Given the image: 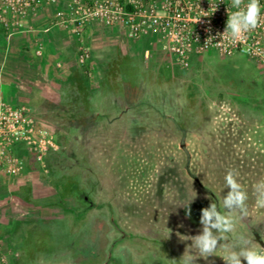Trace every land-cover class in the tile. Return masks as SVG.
Wrapping results in <instances>:
<instances>
[{"label":"rangeland","instance_id":"obj_1","mask_svg":"<svg viewBox=\"0 0 264 264\" xmlns=\"http://www.w3.org/2000/svg\"><path fill=\"white\" fill-rule=\"evenodd\" d=\"M170 74L148 75L146 92L123 110L50 120L58 149L44 165L28 157L36 190L3 213L20 249L0 240V264H174L191 244L182 236L202 228L201 209L216 203L224 211L230 169L249 195V216L230 240L250 238L254 228L264 242V208L253 191L264 179L262 71L244 55L209 51ZM249 76L260 89L244 82ZM221 254L196 264H225Z\"/></svg>","mask_w":264,"mask_h":264},{"label":"crops","instance_id":"obj_2","mask_svg":"<svg viewBox=\"0 0 264 264\" xmlns=\"http://www.w3.org/2000/svg\"><path fill=\"white\" fill-rule=\"evenodd\" d=\"M69 1L44 5L13 33L0 25V101L27 106L40 125L49 129L55 116L94 118L105 116L111 108L123 110L136 100L137 92H146L148 75L168 79L174 67L155 35L132 37L121 26L93 22L82 38L75 36L71 27L56 21L57 11L66 10ZM81 46L90 52L87 72L79 64ZM194 57L199 61L201 55ZM30 177H34L31 162L18 177L0 174V240L7 248L19 250L20 246L9 231L13 223L3 221V213L9 217L15 212L14 200L26 205L18 197L26 189L34 195Z\"/></svg>","mask_w":264,"mask_h":264},{"label":"built area","instance_id":"obj_3","mask_svg":"<svg viewBox=\"0 0 264 264\" xmlns=\"http://www.w3.org/2000/svg\"><path fill=\"white\" fill-rule=\"evenodd\" d=\"M56 2L0 0V25L13 33L44 5ZM260 5L261 26L236 42L223 35L228 14L236 11L232 0H70L66 10L57 11L56 21L58 25L71 27L79 38L93 22L106 27L121 26L132 37L155 35L161 49L180 70L188 69L194 56L215 51L222 57L244 55L264 75V0H260ZM78 59L81 69L87 72L90 61L87 47H80ZM57 149L53 130L41 126L27 106L0 101V174L18 177L24 173L29 156L44 165L45 156ZM0 255L6 259L1 244Z\"/></svg>","mask_w":264,"mask_h":264},{"label":"clouds","instance_id":"obj_4","mask_svg":"<svg viewBox=\"0 0 264 264\" xmlns=\"http://www.w3.org/2000/svg\"><path fill=\"white\" fill-rule=\"evenodd\" d=\"M232 7L236 11L228 14L223 35H228L236 42L243 39L246 33L261 26V5L260 0H247V3L245 0H232ZM238 176L234 169L226 172L224 184L228 191L222 197L224 211L219 210L216 203L201 209L202 228L197 235L182 236V240H190L191 244L179 261L174 260V264H196L200 258L207 260L210 256H217L218 251L222 252L219 257L225 264H242L243 261L247 264H264V247L245 234L236 235L230 240V234L235 233L237 223L249 216V195L239 182ZM253 191L256 207L264 208V179L254 185ZM192 200L183 206L188 217L191 215L189 205Z\"/></svg>","mask_w":264,"mask_h":264},{"label":"flooded vegetation","instance_id":"obj_5","mask_svg":"<svg viewBox=\"0 0 264 264\" xmlns=\"http://www.w3.org/2000/svg\"><path fill=\"white\" fill-rule=\"evenodd\" d=\"M257 68H258V66H257ZM258 69H259V68H258ZM235 71H236V73H237L238 70L235 69ZM239 71H241V69H239ZM241 73H242V72H239V75H240ZM236 75H237V74H236ZM244 82H245L248 86L252 87L253 89H260V84H259L258 80H257L254 76H249V78H245V79H244ZM250 231L253 233V236H251L249 239H251V240H253L255 243H258V244L261 245V242L263 241V240L261 239V235H260L259 233H257V232L255 231L254 228H251Z\"/></svg>","mask_w":264,"mask_h":264},{"label":"trees","instance_id":"obj_6","mask_svg":"<svg viewBox=\"0 0 264 264\" xmlns=\"http://www.w3.org/2000/svg\"><path fill=\"white\" fill-rule=\"evenodd\" d=\"M261 71H262V69L260 68V67H258ZM262 75H263V71H262ZM264 76V75H263ZM36 196V195H35ZM21 200H23V201H26V198H25V196H23V197H21L20 195L18 196ZM16 245V244H15Z\"/></svg>","mask_w":264,"mask_h":264},{"label":"water","instance_id":"obj_7","mask_svg":"<svg viewBox=\"0 0 264 264\" xmlns=\"http://www.w3.org/2000/svg\"><path fill=\"white\" fill-rule=\"evenodd\" d=\"M261 247H264V242L263 241L261 242Z\"/></svg>","mask_w":264,"mask_h":264}]
</instances>
